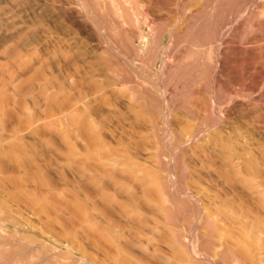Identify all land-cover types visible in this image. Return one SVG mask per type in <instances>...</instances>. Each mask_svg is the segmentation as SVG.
Masks as SVG:
<instances>
[{
  "label": "rangeland",
  "instance_id": "rangeland-1",
  "mask_svg": "<svg viewBox=\"0 0 264 264\" xmlns=\"http://www.w3.org/2000/svg\"><path fill=\"white\" fill-rule=\"evenodd\" d=\"M84 1L0 0V264L260 263L264 0Z\"/></svg>",
  "mask_w": 264,
  "mask_h": 264
},
{
  "label": "bare ground",
  "instance_id": "bare-ground-1",
  "mask_svg": "<svg viewBox=\"0 0 264 264\" xmlns=\"http://www.w3.org/2000/svg\"><path fill=\"white\" fill-rule=\"evenodd\" d=\"M51 1H53L54 3L59 2V0H51ZM92 1H93V0H92ZM104 1L107 2V4H110L111 7H115V6H117V5H116V2H117L116 0H104ZM251 1H252V0H251ZM254 1H256V0H253V2H254ZM65 2H66V1H65ZM101 2H103V1H102V0H94V2H92V3H96L98 6H99V4H100V5H104L103 3L101 4ZM216 2H218V1H216ZM219 3H220V2H219ZM57 4H58V3H57ZM117 4H118V3H117ZM120 4H121V3H120ZM222 4H223V3H222ZM257 4H258V3H257ZM54 5H55V4H54ZM78 5L80 6V9H81L82 11H84V12L86 11V6H87L86 1H84V0H78ZM110 5H108V6H110ZM56 6H57V5H56ZM56 6H54V7H56ZM64 6H65V5H64ZM64 6H63V7H64ZM93 6H95V5H93ZM105 6H106V3H105ZM63 7H62V8H63ZM215 7L217 8V5H216ZM60 8H61V7H60ZM101 8H102V6H101ZM115 8H116V7H115ZM257 8H258V7H257ZM259 8H260V7H259ZM109 9H110V8H109ZM109 9H108V10H109ZM111 9H112V8H111ZM257 10L259 11L260 9H257ZM212 11H213V10H212ZM246 11H247V10H246ZM254 11H255V9H254ZM260 11H261V10H260ZM86 12H87V11H86ZM252 12H253V11H252ZM252 12L250 13V15L252 14ZM261 12H262V11H261ZM87 13H88V12H87ZM217 13H218V12H217ZM259 13H260V12H259ZM259 13H258V12H255V13L252 14V16H254V15L257 16ZM263 13H264V12H263ZM218 14H219V13H218ZM260 14H261V13H260ZM211 15H212V13H211ZM250 15H249V16H250ZM101 16H102V15H101ZM214 16H215V14H214ZM252 16H251V17H252ZM255 16L253 17L254 20L257 19V18L255 19ZM258 16H259V15H258ZM260 16H263V15H260ZM260 16H259V17H260ZM123 17H124V16H123ZM216 19H217V18H216ZM261 19H262V18H260V20H261ZM260 20H259V21H260ZM93 21H94V20H93ZM124 21H125V19H124ZM210 21H211V20H210ZM251 21H252V20H251ZM263 21H264V20H262V22H263ZM97 23H98V22H97ZM99 23H100V22H99ZM99 23H98V24H99ZM122 23H123V21H122ZM259 23H261V21H260ZM205 24H206V23H205ZM262 24H263V23H262ZM262 24H260V25H262ZM210 26H211V25H210ZM188 27H189V26H188ZM100 28H101V27H100ZM101 29H102V28H101ZM101 29H100V30H101ZM187 31H188V30H187ZM161 32H162V31H161ZM196 32H197V31H196ZM40 34H41V33H40ZM101 34H102V37L104 38V41L108 42V41H107V40H108V36H107L106 32H102V31H101ZM192 34H193V33H192ZM109 35H110V34H109ZM126 35H127V34H126ZM194 35H195V34H194ZM203 35H204V34H203ZM20 36H21V35H20ZM47 36H48V35H47ZM189 37H190V36H189ZM48 38H49V37H48ZM38 39H39V38H38ZM45 39H47V37H46ZM47 40H48V39H47ZM33 42H34V41H33ZM45 42H46V41H45ZM29 43H31V42H29ZM37 43H38V42H37ZM32 44H33V43H32ZM32 44H31V45H32ZM38 44H39V43H38ZM40 44H41V42H40ZM106 44H107V43H106ZM213 45H214V44H213ZM204 46H205V45H204ZM206 46H207V45H206ZM217 46H218V47H216V46H215V47L217 48V51H218V50H220V47H219V45H217ZM37 47H38V46H37ZM37 47H36V48H37ZM33 48H34V47H33ZM109 48H110V47H109ZM206 48H207V47H206ZM38 49H39V48H38ZM32 50L35 51L36 49H35V50L32 49ZM22 51H23V50H21V53H22ZM29 51H31V50H29ZM29 51H28V52H29ZM114 51H115V50H114ZM5 52H6V51H5ZM10 53H11V52H10ZM21 53H20V54H21ZM7 54H8V53H7ZM25 55H26V54H25ZM119 56H120V55H119ZM123 57H124V56H123ZM126 61H127V60H126ZM128 61H129V60H128ZM129 62H130V61H129ZM144 66H145V65H144ZM201 68H202V67H201ZM197 74H198V73H197ZM211 77H212V76H211ZM147 79H148V78H147ZM211 79H212V78H211ZM211 79H209V80H211ZM209 80H208V81H209ZM197 82H198V80H197ZM154 84H155V83H154ZM162 84H163V83H162ZM206 84H207V82H206ZM209 84H212V80L209 81ZM153 86H154V85H153ZM155 86H156V84H155ZM210 86H211V85H210ZM157 87H158V86H157ZM74 89H75V88H74ZM157 89H158V88H157ZM164 89H165V88H164ZM70 90H71V89H70ZM72 90H73V88H72ZM112 90H113V89H112ZM159 93H160V92H159ZM199 94H200V93H199ZM77 95H78V93H77ZM78 96H79V95H78ZM73 100H74V99H73ZM85 101H86V100H85ZM79 102H83V101H77V105H78ZM75 104H76L75 101H74V102H71V104H70V106H71V108H70V109H71V111H70V112H71V116H70V117H71V121H72V123H73V120H74V118H75V115H77V113L83 111V110H84V107L86 106L84 102H83V103H80L79 105L84 104L85 106L83 105V106H84V107H83V110H81V111H79V112L77 111V113L75 114V111L78 109V107H76L77 105H75ZM89 104H90V103H89ZM79 105H78V106H79ZM86 107H87V106H86ZM86 107H85V109H86ZM78 110H80V109H78ZM86 111H87V109H86ZM88 111H89V110H88ZM87 115H88V114H87ZM90 116H91V115H90ZM228 116H229V115H228ZM80 117H81L80 119L82 120V115H81ZM84 117H85V116H84ZM220 117H221V116H220ZM226 117H227V116H226ZM85 118H87V117H85ZM85 118H84V119H85ZM92 118H93V116H92ZM98 118H99V117H98ZM75 119H76V118H75ZM87 120H88V119H87ZM222 120H223V119H222ZM226 120H227V119H226ZM88 121H89V120H88ZM78 122H79V121H78ZM83 122L85 123V121H83ZM86 122H87V121H86ZM104 122H105V121H104ZM80 123H81V122H80ZM77 124H79V123H77ZM118 124H119V123H118ZM79 125L81 126V124H79ZM85 125H86V124H85ZM85 125H83V126L86 127ZM95 125H96V123H95ZM91 126H92V125H91ZM77 127H78V126H77ZM103 127H104V126H103ZM88 128H89V127H88ZM101 128H102V127H101ZM107 128H108V127H107ZM80 129H81V128H80ZM83 129H85V128H83ZM90 129H91V128H90ZM90 129H89V130H90ZM101 130H102V129H101ZM122 130H123V128H122ZM122 130H121V131H122ZM84 131H85V130H81V133L83 132V134H84ZM86 131H87V130H86ZM97 131H98V130H97ZM109 131H110V130H109ZM70 132L72 133V131H70ZM95 132H96V131H95ZM119 132H120V131H119ZM77 133H79V132H77ZM86 133H87V132H86ZM83 134H80L79 136H81V135L83 136ZM87 134H88V133H87ZM87 134H86V135H87ZM91 134H92V133H91ZM122 134H123V133H122ZM71 135H72V134H70V138H71ZM73 135H74V134H73ZM99 135H100V134H99ZM84 136H85V135H84ZM84 136H83V137H84ZM91 136H92V135H91ZM86 137H88V136H85V138H86ZM72 138H73V136H72ZM80 138H81V137H80ZM87 139H88L90 142H91V140H92V139L90 140L89 137H88ZM195 139H196V138H195ZM73 140H74V138H73ZM81 141H82V140H81ZM83 141H85V140L83 139ZM89 141H87V142H89ZM191 141H192V140H191ZM99 142H100V141H99ZM91 143H92V142H91ZM93 143H94V140H93ZM93 143H92V144H93ZM81 144H82V143H81ZM96 144H97V142H96ZM83 145H84V144H83ZM93 145H94V144H93ZM93 145H92V146H93ZM87 146H88V145H87ZM90 146H91V145H90ZM81 147H84V146H81ZM99 147H100V146H99ZM84 148L86 149V147H84ZM71 149H74V148H71ZM87 149H88V148H87ZM87 149H86V150H87ZM72 151H74V150H72ZM88 151H90V150H88ZM83 152H84V151H83ZM90 156H91V155H90ZM104 157H105V156H104ZM87 158H88V157H87ZM87 158H86V159H87ZM92 159H93V158H92ZM94 159H95V158H94ZM104 159H105V158H104ZM72 160H73V159H72ZM96 162H97V160L95 159L94 165L96 164ZM98 163H99V162H98ZM102 163H103V161H102ZM102 163H100V164H102ZM92 164H93V163H92ZM100 164H99V165H100ZM86 165H88V163H87ZM103 165H104V164H103ZM100 166H101V165H100ZM89 167H91V166H89ZM95 167H96V166H93V165H92L91 168H95ZM103 167H105V166H103ZM103 167H101L99 170L102 171L103 169H105V168H103ZM98 168H99V167H98ZM88 169L90 170V168H88ZM88 169H87V171H89ZM92 170H94V173L96 174V172H97L96 170H97V169H92ZM95 171H96V172H95ZM105 171H106V170H105ZM92 173H93V172H92ZM100 175H102V173H101ZM173 188H174V192H173V193H174V196H175L176 198H181V197L186 196V195L192 196V194H190V193H189V194L186 193V195H185V194H184L181 190H179L177 187H173ZM200 206H201V205H200ZM199 208H200V207H199ZM199 212H200V211H199ZM200 214H202V211H201V213H199V215H200ZM227 214H229V213H227ZM200 216H201V215H200ZM256 228H257V227H256ZM252 250H253L254 253L256 254V256H255L256 260H257V258L260 260V263H258V264H264V258H263V256H264V247H263V246H262V247H256V248H253ZM192 252L195 253L194 250H192ZM252 264H254V263H252Z\"/></svg>",
  "mask_w": 264,
  "mask_h": 264
}]
</instances>
